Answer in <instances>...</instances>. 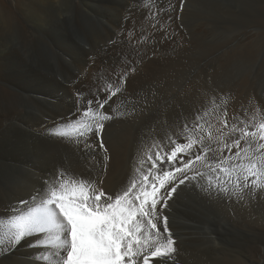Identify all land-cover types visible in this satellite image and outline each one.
Instances as JSON below:
<instances>
[{
	"label": "bare ground",
	"instance_id": "1",
	"mask_svg": "<svg viewBox=\"0 0 264 264\" xmlns=\"http://www.w3.org/2000/svg\"><path fill=\"white\" fill-rule=\"evenodd\" d=\"M158 2L0 0V210L30 200L57 171L66 179L90 172L109 194L119 191L168 138H197L199 129L184 124L194 126L198 110L205 136L217 135L225 102L230 118L264 117V0H184L182 11L179 0H165L177 5L174 38L134 50L128 33H152L148 8ZM130 60L136 71L110 102L105 169L101 150L93 160L76 147L73 117L80 119L86 102L77 93L107 85L115 77L109 66ZM164 215L177 241L176 264H264V192L210 199L181 186ZM36 251L27 244L0 250V264H37Z\"/></svg>",
	"mask_w": 264,
	"mask_h": 264
},
{
	"label": "snow or ice",
	"instance_id": "2",
	"mask_svg": "<svg viewBox=\"0 0 264 264\" xmlns=\"http://www.w3.org/2000/svg\"><path fill=\"white\" fill-rule=\"evenodd\" d=\"M178 7L183 10L184 0H179ZM176 11L177 5L165 0L149 6L152 33H141L136 39L129 32L133 49L162 46L172 40L170 28ZM138 54L140 62L147 57V51ZM136 64L135 60L113 64L109 67L115 77L109 75L107 85L94 82L87 95L77 93L86 102L76 112L80 119L73 117L76 147L93 153V160L97 149L101 150L105 169L110 157L103 135L106 123L114 119L110 102L126 90ZM137 107L133 105L128 115H135ZM222 110L217 135H204L198 110L193 114L194 126L184 124L194 133L199 129L196 139L179 143L183 137L168 138L141 161L138 178H131L111 194L90 172L71 179L54 172L30 200L0 210V250L12 251L27 244L37 250V264H150L153 258L176 264L177 241L164 212L181 186H191L210 199L244 200L264 192V117L257 121L253 115L245 123L228 116L226 102ZM53 135L62 138L67 133ZM213 143L221 147L213 148ZM178 154H186V162ZM178 160L180 167H176ZM165 164L172 170H165Z\"/></svg>",
	"mask_w": 264,
	"mask_h": 264
}]
</instances>
